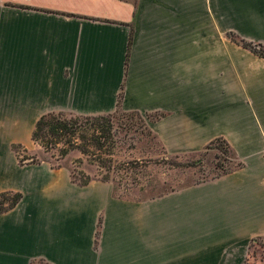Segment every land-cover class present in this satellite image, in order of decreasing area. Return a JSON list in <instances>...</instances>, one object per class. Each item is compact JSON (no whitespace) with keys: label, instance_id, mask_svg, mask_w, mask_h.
I'll return each mask as SVG.
<instances>
[{"label":"crops","instance_id":"crops-1","mask_svg":"<svg viewBox=\"0 0 264 264\" xmlns=\"http://www.w3.org/2000/svg\"><path fill=\"white\" fill-rule=\"evenodd\" d=\"M264 0H0V264H244L264 238ZM148 121L167 154L221 138L243 166L145 201L20 165L50 112ZM100 228L98 237V223Z\"/></svg>","mask_w":264,"mask_h":264},{"label":"rangeland","instance_id":"rangeland-1","mask_svg":"<svg viewBox=\"0 0 264 264\" xmlns=\"http://www.w3.org/2000/svg\"><path fill=\"white\" fill-rule=\"evenodd\" d=\"M80 123L84 138L77 144L85 153L70 149L65 142L68 138H64L55 148L36 145L30 153L19 149L20 158L66 166L77 180L108 179L116 196L133 200L207 182L235 165L230 164L231 155L225 154L221 144L196 154H167L150 131L146 115L115 113L108 123L100 121L105 132H99L97 139L92 136L91 123ZM98 144L102 150H98ZM65 149L69 152L61 157ZM244 264H264V238L249 246Z\"/></svg>","mask_w":264,"mask_h":264},{"label":"trees","instance_id":"trees-1","mask_svg":"<svg viewBox=\"0 0 264 264\" xmlns=\"http://www.w3.org/2000/svg\"><path fill=\"white\" fill-rule=\"evenodd\" d=\"M226 37L230 41L237 44L238 46L250 49L255 55H257L259 57H264L263 45L245 41L233 33L227 34ZM122 91H123V87L121 88V91L118 95L116 110L113 113L108 114V115L83 117V116L66 114V113H62V112H50V113L42 115L35 124L34 130L32 132V141L34 142L35 145L42 146L45 149H47L48 146L50 148H55L56 145L59 142H61L64 138H68L65 142L70 147V149H73V150L78 149L80 152L85 153L86 151L83 148H79V145L77 144L78 140H81L82 138H84V135L82 134V131H81V126H82L80 123L81 121L85 120V121L91 123V129L93 131L92 136H94L97 139V134L99 132H102V133L105 132V130H104L105 125L103 123H100L101 120H107V123H108L110 117L113 116L115 113L140 115V113H137V112H124L121 110ZM146 116L148 117V121H150V122L157 121L161 118V115H159V114H147ZM109 129H110V127H109ZM215 144H221L222 149L225 152V154L228 153L229 155H231L230 156V162H231L230 164H233V163L235 164L228 171L224 172L220 176H217L216 178L230 174L231 172H233V171H235V170H237L243 166V164L237 160L236 154L231 150L228 143L221 138L215 139L213 142H211L209 145H207L206 148L204 149V151L210 149ZM97 147H98V150H102V146L100 144H98ZM13 149L18 155V160H19L20 165H23L24 163H28V162L29 163L39 162V161L34 160L33 158H27V157H25V158L23 157V159L20 158L19 149H21V147L14 145ZM68 152H69V149L61 150L60 156L64 157L67 155ZM50 166L53 169L66 167V166L54 167L52 165H50ZM66 168H68V167H66ZM69 171H70L72 182L79 185V186H86L89 184V182L91 180H93L90 178H85L84 180H77L74 177L72 171L70 169H69ZM216 178H214V179H216ZM100 180L104 181V182H109L108 179H100ZM170 192H172V191H169L167 193H160L157 195H151L150 197H147V198H143V199H139V200L137 199V201H145L148 199L157 198V197L163 196L165 194H168ZM113 194H114V196H116L114 193V189H113ZM116 197H118L120 199H127V198H123L120 196H116ZM21 198H22V196L19 193H9V192L0 193V214H3L5 212L11 210L12 208H14L18 204V202L21 200ZM129 200H133V199H129ZM99 228H100V221L98 223V230L96 233V237H98ZM254 241L255 240H253L251 242V244ZM39 262H41V261H39Z\"/></svg>","mask_w":264,"mask_h":264}]
</instances>
